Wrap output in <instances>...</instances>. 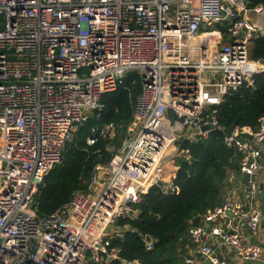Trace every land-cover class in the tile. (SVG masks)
Here are the masks:
<instances>
[{
  "label": "built area",
  "instance_id": "2783aa9c",
  "mask_svg": "<svg viewBox=\"0 0 264 264\" xmlns=\"http://www.w3.org/2000/svg\"><path fill=\"white\" fill-rule=\"evenodd\" d=\"M264 6L248 0H0V264H108L118 220L151 188L174 191L167 167L182 142L221 132L240 154L246 201L225 202L191 226L183 264H264V117L256 131L219 125L217 108L254 90L264 63L249 58L264 37ZM142 79L127 137L107 146L85 192L49 217L35 195L65 146L123 78ZM203 128H206L203 130ZM113 126L99 132L113 136ZM89 145L94 143L87 139ZM177 146V147H175ZM251 238H261L254 243ZM148 249L151 245L148 244ZM201 258L198 259L197 255Z\"/></svg>",
  "mask_w": 264,
  "mask_h": 264
},
{
  "label": "trees",
  "instance_id": "16d2710c",
  "mask_svg": "<svg viewBox=\"0 0 264 264\" xmlns=\"http://www.w3.org/2000/svg\"><path fill=\"white\" fill-rule=\"evenodd\" d=\"M258 5L264 6V0H248L249 8ZM249 58L264 63V37L252 43ZM141 89L140 74L130 72L115 91L102 97V109L89 114L65 146L61 163L39 186L35 195L38 217L51 216L74 193L87 190L94 168L112 158L107 146L117 149L127 137ZM260 117H264V74L255 77L254 90L236 92L217 108L218 123L225 129L239 126L256 131ZM105 125L113 126V136L99 135ZM89 138L94 140L91 145ZM179 150L187 152L190 160L182 156L169 165L165 177H172L175 190L151 188L134 206L135 216L117 221L123 234L111 240L109 248L116 251L117 259L108 264H183L194 247L188 233L192 219L220 207L227 199L230 177H240V154L225 145L221 132L196 142H182ZM146 236L151 238V249Z\"/></svg>",
  "mask_w": 264,
  "mask_h": 264
},
{
  "label": "crops",
  "instance_id": "0c3cea01",
  "mask_svg": "<svg viewBox=\"0 0 264 264\" xmlns=\"http://www.w3.org/2000/svg\"><path fill=\"white\" fill-rule=\"evenodd\" d=\"M263 22H264V19H263ZM241 179H242L241 175L237 180L234 178V176L230 177V179H229L230 185L227 188V197L231 198L232 201H236V202H239L241 204H244L246 201V196H245V193L243 191V188H239V185L241 184ZM229 188H230V190H229ZM256 205H257V208L259 209V211L261 213V216L264 218V191H263L262 187L260 188V192H259V196H258V200L256 202ZM201 223H202V221H200V224ZM243 234L247 237V240L250 242H254V243L261 242V238H257V237L251 238L249 236V233L245 229H243ZM222 252L226 254V258H228L229 264H243L239 260H237V258H235L233 255H231L229 252H227L226 249H223Z\"/></svg>",
  "mask_w": 264,
  "mask_h": 264
},
{
  "label": "water",
  "instance_id": "95a60500",
  "mask_svg": "<svg viewBox=\"0 0 264 264\" xmlns=\"http://www.w3.org/2000/svg\"><path fill=\"white\" fill-rule=\"evenodd\" d=\"M206 128H203V130H205ZM231 131H232V127H229V128H226V130H225V134L228 136V135H230V133H231ZM247 180H248V175H244L243 177H242V179H241V184L239 185V188H243V184L245 183V182H247ZM262 187V186H261ZM260 187V188H261ZM229 190H230V188H229ZM230 195V194H229ZM231 196V195H230ZM200 221H201V217L200 216H196V217H194L193 219H192V221H191V225L192 226H198L199 224H200ZM145 242H146V244L148 245V244H150L151 243V238L149 237V236H146L145 237ZM197 258L198 259H200L201 258V256L198 254L197 255ZM205 264H209L208 262H205Z\"/></svg>",
  "mask_w": 264,
  "mask_h": 264
},
{
  "label": "rangeland",
  "instance_id": "374dc122",
  "mask_svg": "<svg viewBox=\"0 0 264 264\" xmlns=\"http://www.w3.org/2000/svg\"><path fill=\"white\" fill-rule=\"evenodd\" d=\"M175 147H177V146H175ZM179 157H182V155H180ZM168 168V167H167Z\"/></svg>",
  "mask_w": 264,
  "mask_h": 264
},
{
  "label": "bare ground",
  "instance_id": "6f19581e",
  "mask_svg": "<svg viewBox=\"0 0 264 264\" xmlns=\"http://www.w3.org/2000/svg\"><path fill=\"white\" fill-rule=\"evenodd\" d=\"M239 198V197H238ZM194 246V245H193Z\"/></svg>",
  "mask_w": 264,
  "mask_h": 264
}]
</instances>
